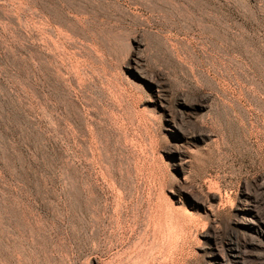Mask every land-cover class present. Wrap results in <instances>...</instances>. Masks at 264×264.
Instances as JSON below:
<instances>
[{"label":"rangeland","instance_id":"obj_1","mask_svg":"<svg viewBox=\"0 0 264 264\" xmlns=\"http://www.w3.org/2000/svg\"><path fill=\"white\" fill-rule=\"evenodd\" d=\"M0 264H264V0H0Z\"/></svg>","mask_w":264,"mask_h":264}]
</instances>
